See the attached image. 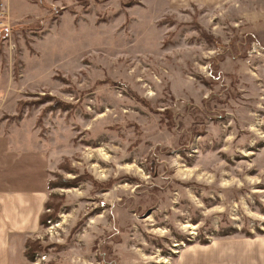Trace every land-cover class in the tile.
Returning <instances> with one entry per match:
<instances>
[{"label": "rangeland", "instance_id": "374dc122", "mask_svg": "<svg viewBox=\"0 0 264 264\" xmlns=\"http://www.w3.org/2000/svg\"><path fill=\"white\" fill-rule=\"evenodd\" d=\"M45 183L32 264L263 238L264 0L0 3V184Z\"/></svg>", "mask_w": 264, "mask_h": 264}, {"label": "crops", "instance_id": "0c3cea01", "mask_svg": "<svg viewBox=\"0 0 264 264\" xmlns=\"http://www.w3.org/2000/svg\"><path fill=\"white\" fill-rule=\"evenodd\" d=\"M46 184L38 191L24 184L16 188L0 184V264H32L25 256L26 243L41 227L49 198L48 191L43 190ZM249 242L230 240L216 245H193L179 259L194 254L185 264H264V237Z\"/></svg>", "mask_w": 264, "mask_h": 264}, {"label": "trees", "instance_id": "16d2710c", "mask_svg": "<svg viewBox=\"0 0 264 264\" xmlns=\"http://www.w3.org/2000/svg\"><path fill=\"white\" fill-rule=\"evenodd\" d=\"M198 29L200 30V36L202 38H204L205 40H209L208 42H212L215 40V38L212 35H209L206 31H204L200 26H198ZM58 106H56L55 108H66V105L61 104L60 102H58L57 104ZM64 184L65 181L63 182ZM67 183H75V182H67ZM50 184V182H48V185ZM49 187V186H48ZM52 208L51 204L49 203V201L46 202L45 204V210ZM52 218V215H48L45 216V212L42 214L41 216V225H45L47 223L48 220H50ZM199 243L201 244H209L208 240H204V241H200ZM41 246L38 245V243L36 242H32L30 239H28L27 243H26V250H25V256L26 258L30 261V262H35L38 253L41 251Z\"/></svg>", "mask_w": 264, "mask_h": 264}, {"label": "built area", "instance_id": "2783aa9c", "mask_svg": "<svg viewBox=\"0 0 264 264\" xmlns=\"http://www.w3.org/2000/svg\"><path fill=\"white\" fill-rule=\"evenodd\" d=\"M37 259V258H36Z\"/></svg>", "mask_w": 264, "mask_h": 264}]
</instances>
